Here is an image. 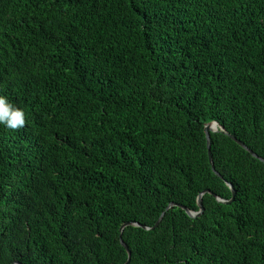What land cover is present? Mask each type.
<instances>
[{"label":"trees","instance_id":"trees-1","mask_svg":"<svg viewBox=\"0 0 264 264\" xmlns=\"http://www.w3.org/2000/svg\"><path fill=\"white\" fill-rule=\"evenodd\" d=\"M0 95V264H264V0H0Z\"/></svg>","mask_w":264,"mask_h":264},{"label":"water","instance_id":"water-1","mask_svg":"<svg viewBox=\"0 0 264 264\" xmlns=\"http://www.w3.org/2000/svg\"><path fill=\"white\" fill-rule=\"evenodd\" d=\"M203 131H204V135H205V142H206V150H207L208 162H209V164H210V166H211V170L213 171V173H214L215 175L219 176L218 173H216V171L214 170V167H213V164H212L211 153H210V139H209V132L215 133V132H217V131H220V132L224 133L229 139H231L233 142H235L239 147H241L243 150H245V151H246L248 154H250L253 158L258 159L259 161H263L261 158H259L258 156H256V154H254L251 150H249V149H248V148H247L242 142H240L239 140L235 139L233 136H231V135H229V134L223 132V130H222L221 128H219V130H218V126H217V124H216L215 122H212V123H208V124H206V125L204 126ZM227 186L230 188V190H231V192H232V198H231V199H233V197H234V191H233L232 187H231L229 184H227ZM205 193H209V192H208V191H203V192H201V193L198 195V197H197L198 212H192V211H189V210H187L185 207H182V206H179V205H175V204H169V205L166 207L165 211H168L169 209H171V208H173L174 206H176V207L180 208L181 210H183V211L187 214V216H189L190 218H197V217H199V216L202 214V211H203V208H202V205H201V198H202L203 194H205ZM211 195H212V197L215 198V200H216L218 203L228 204V203L230 202V201H223L222 199L216 197V196H215L214 194H212V193H211ZM162 217H163V213L160 215V217L158 218V220L155 222V224H154L153 227H151V228H148V227H145V226H142V225H138V224L125 223V224H123V225L120 227L119 231H120V233H121L124 227H126V226H130V225H131V226H135V227H140V228H142V229H144V230H146V231H147V230H153V229H155V228L158 226V224H159V222L161 221ZM119 241H120V245H121V246L126 250V252H127V256H128V257H127V261H126V264H127V263L129 262L130 252H129L127 246L121 241V239H120ZM16 264H17V263H16Z\"/></svg>","mask_w":264,"mask_h":264},{"label":"clouds","instance_id":"clouds-1","mask_svg":"<svg viewBox=\"0 0 264 264\" xmlns=\"http://www.w3.org/2000/svg\"><path fill=\"white\" fill-rule=\"evenodd\" d=\"M25 124V112L0 95V125L11 130L22 128Z\"/></svg>","mask_w":264,"mask_h":264}]
</instances>
